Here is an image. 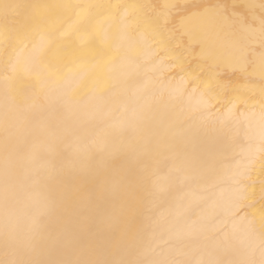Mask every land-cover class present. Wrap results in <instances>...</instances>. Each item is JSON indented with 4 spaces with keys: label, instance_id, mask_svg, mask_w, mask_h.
<instances>
[{
    "label": "snow or ice",
    "instance_id": "snow-or-ice-1",
    "mask_svg": "<svg viewBox=\"0 0 264 264\" xmlns=\"http://www.w3.org/2000/svg\"><path fill=\"white\" fill-rule=\"evenodd\" d=\"M0 264H264V0H0Z\"/></svg>",
    "mask_w": 264,
    "mask_h": 264
},
{
    "label": "bare ground",
    "instance_id": "bare-ground-1",
    "mask_svg": "<svg viewBox=\"0 0 264 264\" xmlns=\"http://www.w3.org/2000/svg\"><path fill=\"white\" fill-rule=\"evenodd\" d=\"M49 2H58V0H49ZM82 2H93V3H130L134 0H82ZM156 2V0H153ZM259 199V197H257Z\"/></svg>",
    "mask_w": 264,
    "mask_h": 264
}]
</instances>
